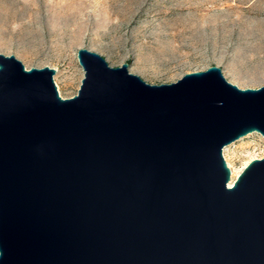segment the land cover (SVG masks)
<instances>
[{
	"label": "water",
	"instance_id": "95a60500",
	"mask_svg": "<svg viewBox=\"0 0 264 264\" xmlns=\"http://www.w3.org/2000/svg\"><path fill=\"white\" fill-rule=\"evenodd\" d=\"M78 58L63 98L56 69L0 53V264H264V158L231 184L224 155L264 137V86Z\"/></svg>",
	"mask_w": 264,
	"mask_h": 264
},
{
	"label": "rangeland",
	"instance_id": "374dc122",
	"mask_svg": "<svg viewBox=\"0 0 264 264\" xmlns=\"http://www.w3.org/2000/svg\"><path fill=\"white\" fill-rule=\"evenodd\" d=\"M82 48L114 68L129 63L131 73L153 85L218 66L231 83L258 89L264 0H0V53L29 70L56 69L63 98L81 88ZM224 155L234 182L252 160L264 158V137L250 133Z\"/></svg>",
	"mask_w": 264,
	"mask_h": 264
},
{
	"label": "bare ground",
	"instance_id": "6f19581e",
	"mask_svg": "<svg viewBox=\"0 0 264 264\" xmlns=\"http://www.w3.org/2000/svg\"><path fill=\"white\" fill-rule=\"evenodd\" d=\"M231 168H232V174L235 176V175H236V174H235L236 172H235V170H234L233 167H231ZM242 169H243V168H242ZM232 183H233V182H232ZM232 183H231V184H232Z\"/></svg>",
	"mask_w": 264,
	"mask_h": 264
}]
</instances>
